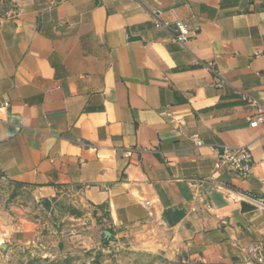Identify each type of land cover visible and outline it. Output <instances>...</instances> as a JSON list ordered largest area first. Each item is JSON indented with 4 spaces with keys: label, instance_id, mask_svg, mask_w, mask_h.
<instances>
[{
    "label": "crops",
    "instance_id": "0c3cea01",
    "mask_svg": "<svg viewBox=\"0 0 264 264\" xmlns=\"http://www.w3.org/2000/svg\"><path fill=\"white\" fill-rule=\"evenodd\" d=\"M241 91L264 102V0H0V195L77 207L61 227L0 198V264L60 230L264 264V206L247 196L264 197V130ZM238 146L246 178L215 168Z\"/></svg>",
    "mask_w": 264,
    "mask_h": 264
},
{
    "label": "rangeland",
    "instance_id": "374dc122",
    "mask_svg": "<svg viewBox=\"0 0 264 264\" xmlns=\"http://www.w3.org/2000/svg\"><path fill=\"white\" fill-rule=\"evenodd\" d=\"M1 189L3 191L5 188ZM9 191L7 197L3 198L1 194L0 198L13 213L19 214V209L29 208L27 212L32 217H49L50 221H57L61 227L70 221L66 217L77 208L72 201L62 202L61 208L54 209L52 203L42 208V201L33 200L31 194L17 188H9ZM74 235L60 230L55 238L48 237L45 249L34 247L31 253L14 258L9 264H206L192 253L177 248L145 245L142 239L131 233H103V242L98 247L87 245Z\"/></svg>",
    "mask_w": 264,
    "mask_h": 264
},
{
    "label": "built area",
    "instance_id": "2783aa9c",
    "mask_svg": "<svg viewBox=\"0 0 264 264\" xmlns=\"http://www.w3.org/2000/svg\"><path fill=\"white\" fill-rule=\"evenodd\" d=\"M154 22L157 27L174 28L172 33V40L177 43H186L190 38L191 27L188 22L182 19L166 20L160 18V12L155 10L152 12ZM207 67L216 72L215 63L209 62ZM225 80L217 73L215 85L217 87H223ZM242 98L247 102L251 109L252 115L250 125L252 127H260L264 130V102L260 99L241 91ZM199 145L203 144V141L197 139ZM225 165H229L232 171L241 177H248L253 172L254 159L251 151L246 146H238L233 148H224L217 158L215 168L219 169ZM255 203L264 206V197L256 198L251 195H247ZM261 260V258H260Z\"/></svg>",
    "mask_w": 264,
    "mask_h": 264
}]
</instances>
